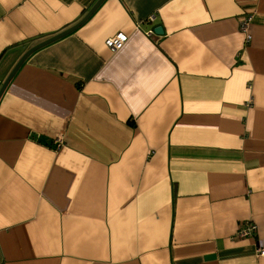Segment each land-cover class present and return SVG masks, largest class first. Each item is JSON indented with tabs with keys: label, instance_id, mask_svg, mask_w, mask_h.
Listing matches in <instances>:
<instances>
[{
	"label": "crops",
	"instance_id": "0c3cea01",
	"mask_svg": "<svg viewBox=\"0 0 264 264\" xmlns=\"http://www.w3.org/2000/svg\"><path fill=\"white\" fill-rule=\"evenodd\" d=\"M95 1L0 0V86ZM261 249L264 0H103L16 69L0 264H264Z\"/></svg>",
	"mask_w": 264,
	"mask_h": 264
},
{
	"label": "water",
	"instance_id": "95a60500",
	"mask_svg": "<svg viewBox=\"0 0 264 264\" xmlns=\"http://www.w3.org/2000/svg\"><path fill=\"white\" fill-rule=\"evenodd\" d=\"M102 1L103 0H96L95 3L88 9V11L74 25H72V26L68 27L67 29H64V30L56 33L55 35H52L51 37H48L46 39H43L42 41H39L38 43H36L32 47H30L27 51H25L24 54L20 57V59L17 61V63L14 65V67L11 69V71L9 72L7 77L2 82V84L0 86V96H1L2 92L4 91V89L6 88L9 80L13 76L14 72L16 71V69L19 67V65L24 61V59L32 51H34V50L40 48L41 46H44V45H46V44H48V43H50V42L62 37V36H64L65 34L71 32L72 30L77 28L79 25H81L93 13V11L98 7V5ZM154 30H155V33H157V34H162L163 33V29H162L161 26H158V27L154 28Z\"/></svg>",
	"mask_w": 264,
	"mask_h": 264
},
{
	"label": "built area",
	"instance_id": "2783aa9c",
	"mask_svg": "<svg viewBox=\"0 0 264 264\" xmlns=\"http://www.w3.org/2000/svg\"><path fill=\"white\" fill-rule=\"evenodd\" d=\"M153 17L154 16H150V19H153ZM250 21H251V17H245V18L241 19V22H240L241 30L246 33V35H245L246 40H249V38H250V34L248 33V30H247ZM152 34H154V29L151 28L147 31V35H152ZM126 39H127V36L125 33L118 32L112 36L107 37L105 39L104 43L110 51L114 52L123 46ZM254 230H255L254 224L248 225L246 228L241 227L239 229V235L250 236L252 234V231H254ZM260 255H264V249L260 250Z\"/></svg>",
	"mask_w": 264,
	"mask_h": 264
}]
</instances>
